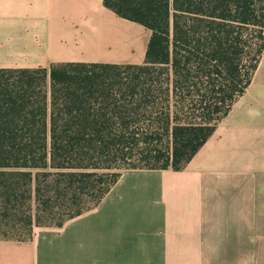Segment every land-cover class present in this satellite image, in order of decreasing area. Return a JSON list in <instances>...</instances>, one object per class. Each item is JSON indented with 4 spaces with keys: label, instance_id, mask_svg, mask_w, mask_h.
I'll return each mask as SVG.
<instances>
[{
    "label": "trees",
    "instance_id": "obj_1",
    "mask_svg": "<svg viewBox=\"0 0 264 264\" xmlns=\"http://www.w3.org/2000/svg\"><path fill=\"white\" fill-rule=\"evenodd\" d=\"M103 3L150 32L143 64L0 69L4 237L61 227L125 171L183 170L245 93L264 50V0Z\"/></svg>",
    "mask_w": 264,
    "mask_h": 264
},
{
    "label": "crops",
    "instance_id": "obj_2",
    "mask_svg": "<svg viewBox=\"0 0 264 264\" xmlns=\"http://www.w3.org/2000/svg\"><path fill=\"white\" fill-rule=\"evenodd\" d=\"M149 37L103 0H0V69L141 65ZM0 264H264V50L183 170L123 172L61 227L0 238Z\"/></svg>",
    "mask_w": 264,
    "mask_h": 264
},
{
    "label": "rangeland",
    "instance_id": "obj_3",
    "mask_svg": "<svg viewBox=\"0 0 264 264\" xmlns=\"http://www.w3.org/2000/svg\"><path fill=\"white\" fill-rule=\"evenodd\" d=\"M0 238H11V239H20L19 237L17 238V237H4V236H2L1 234H0Z\"/></svg>",
    "mask_w": 264,
    "mask_h": 264
}]
</instances>
